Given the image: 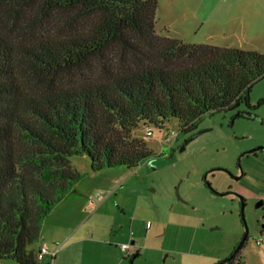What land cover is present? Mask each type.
<instances>
[{"label":"trees","instance_id":"obj_1","mask_svg":"<svg viewBox=\"0 0 264 264\" xmlns=\"http://www.w3.org/2000/svg\"><path fill=\"white\" fill-rule=\"evenodd\" d=\"M158 0H0V260L42 264L43 220L91 169L136 167L134 135L250 106L264 54L155 31ZM234 257L222 264H243Z\"/></svg>","mask_w":264,"mask_h":264},{"label":"rangeland","instance_id":"obj_2","mask_svg":"<svg viewBox=\"0 0 264 264\" xmlns=\"http://www.w3.org/2000/svg\"><path fill=\"white\" fill-rule=\"evenodd\" d=\"M155 19L160 36L264 54V0H158ZM249 100L255 110L243 104L205 114L196 126L206 132L186 145L188 133L180 132L171 149L161 142L176 128L175 120L161 129L149 126L150 137L140 124L134 135L153 156L136 167L93 171L86 156H71L80 178L60 193L61 200L76 218L75 200H81L86 217L94 214L89 222L103 234L117 225L114 238L126 228L112 224L109 208L119 213L123 207L137 220L132 231L139 238L138 257L128 264H217L234 252L246 230L238 259L264 264V215L258 203L264 197V103L257 105L264 100V77L253 85ZM238 112L242 115L235 117ZM254 150L258 156L249 154ZM90 247L97 253L108 248Z\"/></svg>","mask_w":264,"mask_h":264},{"label":"crops","instance_id":"obj_3","mask_svg":"<svg viewBox=\"0 0 264 264\" xmlns=\"http://www.w3.org/2000/svg\"><path fill=\"white\" fill-rule=\"evenodd\" d=\"M64 201L66 200H61L41 224L40 239L37 246L40 248L42 244H45L48 249V254L41 260L42 264H49L48 260H51L52 264L135 263L138 257L136 244L139 238L135 233L136 231L133 233L132 229L137 230V220L129 217L127 213L125 214L123 207L120 208L121 212L119 213L109 208L108 217L114 221L112 224L118 223L123 230L128 228V231L125 229L118 238H114L117 232V228L114 229V226L117 225L111 226L109 231L103 234V231L100 232L99 228L97 229L89 222L94 214H89L86 217L85 205L80 203L81 200H75L77 203H75L74 210L76 209L79 213L77 218L75 211H69L71 209L67 206L68 202ZM95 236H98L99 239H93ZM116 239L119 243H115ZM56 243H60V246L57 247ZM93 243L108 248L102 253H97L90 247ZM122 244H131L133 249L130 252L122 251L120 248ZM113 245H119V248L112 251Z\"/></svg>","mask_w":264,"mask_h":264},{"label":"built area","instance_id":"obj_4","mask_svg":"<svg viewBox=\"0 0 264 264\" xmlns=\"http://www.w3.org/2000/svg\"><path fill=\"white\" fill-rule=\"evenodd\" d=\"M180 133V131L178 130V128H175L174 130H171L163 139V141L161 142L162 145L168 147V149L171 148L174 140H176L178 134ZM153 135V131L149 126H146V131H145V136L146 137H150ZM132 234V233H131ZM260 241H257V244H259ZM56 246L59 247L60 243H56ZM120 248L122 251H127L130 252L133 249V245L131 244H122L120 245ZM48 254V249L46 248L45 244H42L39 248V252H38V260L41 261L44 256Z\"/></svg>","mask_w":264,"mask_h":264},{"label":"flooded vegetation","instance_id":"obj_5","mask_svg":"<svg viewBox=\"0 0 264 264\" xmlns=\"http://www.w3.org/2000/svg\"><path fill=\"white\" fill-rule=\"evenodd\" d=\"M262 103H264V100H261L257 105H260V104H262ZM238 105V106H237ZM241 105H243V104H236L235 106H232V107H230V108H228V109H226V110H233V109H235L236 107H239V106H241ZM245 106H247L248 108H250V109H252V110H255L256 109V107L257 106H253V105H251L250 104V106H248V105H246V104H244ZM220 112V111H219ZM242 115V113L241 112H238L237 114H236V116L235 117H237V116H241ZM201 120V119H200ZM199 120V121H200ZM199 121H197L192 127H190L189 129H187V130H185L184 132H182V134H184L185 132H187V131H189V132H187L188 133V137H187V141L185 142V145L188 143V142H190V141H192L193 139H195V138H197L198 136H200L201 134H199V135H197L199 132H206V130H199L198 129V127L196 126V124L199 122ZM202 133V134H203ZM184 148V146L181 148V150ZM171 149V148H170ZM258 151H253V152H251V153H249V154H252V155H254V156H258V153H257ZM242 203H244V200H241V204ZM259 210L263 213V215H264V197H262V198H260L259 199ZM245 204V203H244Z\"/></svg>","mask_w":264,"mask_h":264},{"label":"water","instance_id":"obj_6","mask_svg":"<svg viewBox=\"0 0 264 264\" xmlns=\"http://www.w3.org/2000/svg\"><path fill=\"white\" fill-rule=\"evenodd\" d=\"M237 106H238V105H237ZM189 131H190V130H189ZM189 131H187V132H189ZM202 133H203V132H199L197 135L202 134ZM251 152H253V151H251ZM251 152H250V153H251ZM244 206H245V204L242 203V204H241V215H242V216H243ZM246 238H247V230H246V232H245V234H244L242 240L240 241V243L238 244V246L235 248L234 252H233L228 258H226V259H224V260L218 262L217 264H222V263H224V262L230 261V260L234 257V255H235L237 252L240 251V249L242 248V246H243V244H244Z\"/></svg>","mask_w":264,"mask_h":264}]
</instances>
